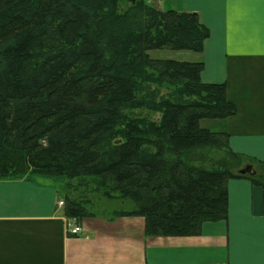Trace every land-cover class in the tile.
Listing matches in <instances>:
<instances>
[{
	"label": "trees",
	"instance_id": "obj_1",
	"mask_svg": "<svg viewBox=\"0 0 264 264\" xmlns=\"http://www.w3.org/2000/svg\"><path fill=\"white\" fill-rule=\"evenodd\" d=\"M209 34L146 0H0V179L64 178L78 221L93 195L129 201L114 216L144 218L147 238L227 221L228 182L264 188V162L202 126L237 113L225 84L202 82L203 62L149 56L202 53ZM246 165L256 176L237 174Z\"/></svg>",
	"mask_w": 264,
	"mask_h": 264
},
{
	"label": "crops",
	"instance_id": "obj_2",
	"mask_svg": "<svg viewBox=\"0 0 264 264\" xmlns=\"http://www.w3.org/2000/svg\"><path fill=\"white\" fill-rule=\"evenodd\" d=\"M159 10L195 13L209 30L203 83H223L237 113L201 124L226 132L232 151L264 162V7L259 0H146ZM212 129V130H211ZM64 180V178H62ZM26 176L0 179V264H264V188L228 182L227 221L205 223L195 237H145L142 217L80 221L67 233L63 184ZM124 202V201H122ZM120 212V211H117Z\"/></svg>",
	"mask_w": 264,
	"mask_h": 264
},
{
	"label": "rangeland",
	"instance_id": "obj_3",
	"mask_svg": "<svg viewBox=\"0 0 264 264\" xmlns=\"http://www.w3.org/2000/svg\"><path fill=\"white\" fill-rule=\"evenodd\" d=\"M121 5L125 9L129 5V0H121ZM194 55V52L190 51H175L170 49H160V50H153L149 52V56L154 60H176V61H184L188 60V58ZM136 115H147L145 111H135ZM151 117L155 120H158L157 115H151ZM212 130V129H211ZM29 177H35L34 175H31ZM38 178L42 179H51L55 180L57 182H60L59 185L64 186L66 183V180L62 179L61 177L52 176L48 177L45 175L38 176ZM91 200L88 203L87 206L93 215L99 217H108L109 215H113L114 212L117 211H129L131 208V203L129 201H119V200H107L106 198H103L101 195H93L90 197Z\"/></svg>",
	"mask_w": 264,
	"mask_h": 264
},
{
	"label": "built area",
	"instance_id": "obj_4",
	"mask_svg": "<svg viewBox=\"0 0 264 264\" xmlns=\"http://www.w3.org/2000/svg\"><path fill=\"white\" fill-rule=\"evenodd\" d=\"M59 206H64V202L60 201ZM67 230L70 235H79L82 228L78 225L77 219H70L67 223Z\"/></svg>",
	"mask_w": 264,
	"mask_h": 264
},
{
	"label": "water",
	"instance_id": "obj_5",
	"mask_svg": "<svg viewBox=\"0 0 264 264\" xmlns=\"http://www.w3.org/2000/svg\"><path fill=\"white\" fill-rule=\"evenodd\" d=\"M237 174L254 177L257 174V169L254 165H246L243 169L239 170Z\"/></svg>",
	"mask_w": 264,
	"mask_h": 264
},
{
	"label": "snow or ice",
	"instance_id": "obj_6",
	"mask_svg": "<svg viewBox=\"0 0 264 264\" xmlns=\"http://www.w3.org/2000/svg\"><path fill=\"white\" fill-rule=\"evenodd\" d=\"M262 7H264V0H259Z\"/></svg>",
	"mask_w": 264,
	"mask_h": 264
}]
</instances>
